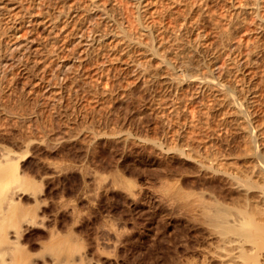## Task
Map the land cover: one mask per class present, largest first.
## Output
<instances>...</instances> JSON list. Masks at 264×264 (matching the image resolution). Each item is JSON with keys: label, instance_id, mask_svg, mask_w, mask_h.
Returning a JSON list of instances; mask_svg holds the SVG:
<instances>
[{"label": "bare ground", "instance_id": "1", "mask_svg": "<svg viewBox=\"0 0 264 264\" xmlns=\"http://www.w3.org/2000/svg\"><path fill=\"white\" fill-rule=\"evenodd\" d=\"M22 1L0 0V264H77L74 262L79 261L82 264L81 260H89L81 256L82 245L75 240L78 237L71 229L66 235L57 233L56 228V231L47 230V237L43 236L45 242L40 245L42 254L22 244L25 226L39 212L42 188L24 172V155L8 145L20 143L22 149H35L28 138L17 139L16 131L21 128L15 131L16 135L12 134L13 125L17 128L15 124L21 123L19 127H22L27 118L31 121L40 113L38 109L32 110L33 116L28 117L29 113L24 111L30 107V99L24 97H19L22 99L18 108L22 109L12 108L16 104L11 106L13 99L8 98L21 81L17 79L19 76L32 80L30 85V81L26 82L30 86L27 89H31L41 81L43 73L52 72L57 79L69 72L71 87L83 77L88 66L95 74L92 82L84 81L91 92L85 91V86L79 88L88 95L92 93L94 104L104 102L107 106L112 102L118 109L128 102L130 106L119 107L123 112L116 109L118 115L125 113L118 118L122 124L115 123L118 127L122 125L121 128L104 127L103 132H95L96 137L102 133L111 144L115 141L121 144L125 152L132 148L139 151L137 156L124 152L121 167L114 168V176L107 177L111 175L113 184L121 187L118 190L123 189L127 199L136 205L145 190L141 189L144 184L137 186V183V189L133 183L136 179L129 181L132 178L126 176L128 172L125 175L120 169L131 172V176L149 172L150 182L153 176V184L149 182L151 185L146 187L152 186L154 196L148 192L157 201L158 212L166 216L171 228L180 231L183 240L182 256L170 254L169 264H264V0H29L32 9L37 8L40 13L30 10V4L29 10L24 9L28 2L23 6ZM59 3L63 7L57 10L53 4ZM23 28H27L25 36L21 35ZM112 79L124 80L123 89L120 86L122 94L118 89L115 92L103 88L104 82L109 84ZM63 81L57 84L58 89L52 88L53 99H48L55 113L61 110L60 115L63 114L61 102L67 93L64 90L69 84ZM122 84L115 86L119 88ZM39 86L32 90H39ZM45 88L41 90L45 92ZM144 96L150 97L148 104L143 103ZM67 97L73 96L67 94ZM77 97L72 99L71 109L66 108V116L61 115L64 121L65 118L71 121L73 113L80 117L92 115V119L101 111L106 113L103 104L97 107L99 112L95 107L84 112L78 101L81 97L78 100ZM112 104L107 110H111ZM136 109L140 110L138 114ZM109 113L104 117L106 121H111ZM130 114L134 119L130 116L127 123ZM12 119H18L17 123L10 124ZM85 121L83 127L88 128L90 124ZM66 123L70 128L71 122ZM72 130L71 127L70 133ZM92 135L84 140L86 145L95 140ZM48 143L45 146L50 147ZM102 175H99L100 183L96 173L95 177L91 175L98 181L99 191L103 189L100 184L107 181L106 174ZM74 208L71 214L76 216L79 212ZM79 216L75 218L79 220ZM108 227V233H117L111 223ZM77 254L85 258H78Z\"/></svg>", "mask_w": 264, "mask_h": 264}, {"label": "rangeland", "instance_id": "2", "mask_svg": "<svg viewBox=\"0 0 264 264\" xmlns=\"http://www.w3.org/2000/svg\"><path fill=\"white\" fill-rule=\"evenodd\" d=\"M22 3H23V6L27 3L24 6V9L29 10V4H30L29 0H23ZM53 5L58 8V9L56 8L57 10L62 9V7H63V4H61V3L56 4V5L53 4ZM31 9H32V7L30 4V10ZM32 10H36L38 13H40V10H38L37 8H34ZM36 11H34V12H36ZM22 31H21V35L23 33H25L27 35V28H23ZM25 34H23V35L25 36ZM37 36L39 37L40 35H37ZM37 36H35V37L38 38ZM38 39H40V38H38ZM44 40H46V39L43 38L42 42H44ZM63 56H65V55L63 54ZM92 70H94V69L92 67L89 68V66H88L84 75H82L83 77H81V79H78L79 84L77 82H75L76 83V84H74L75 86L72 85L71 87L69 86V85H71V82L69 81V78H68L71 75L70 74L68 76L69 72L68 73L66 72V74H64L61 77L62 79L60 77L56 79L53 76L52 72L51 73L49 72L50 74L49 73L46 74L47 76L43 72H40L41 75L43 73V75H42L43 78L41 77L40 78L41 81L37 82L38 86H39V83L42 84V86L38 87L39 90L38 89L32 90L33 87L36 88V86H37L36 84H35L36 86L33 84V86H31L32 87L31 89H27L28 87L30 88L29 85L32 84V80L30 81L27 78H23V76L17 75V76H19L17 79L20 78L21 81L16 83V86L18 85L16 87L17 89L14 88L15 87L14 86L12 93L16 92L15 94H17L18 97L16 96L17 97L16 98L14 93L12 96H14L15 98L12 96L11 97L8 96L9 101H12V99H13V101L11 102L12 103L11 106L13 104L14 105L16 104L15 106H12V108L17 107L18 110L22 109V108H18L20 106V105H18V104H20V101H19L20 99H22L23 97L27 98L28 100L30 99V101L27 100L29 103L28 106H30V107L25 106L24 108L27 107V109H25L26 111H24V109H23L24 113H26V114L29 113L28 117L30 115L33 116V113L35 112L36 109H38L40 111L38 116L34 117L35 119L34 118L32 119L33 121H36V122L31 124L30 122L32 120L29 121L27 118L28 121L26 120V123H25V125L26 124L27 125L26 126L23 125L25 127L22 126L23 130H22V127H19V126H21L20 125L21 123L20 124L17 123L18 119L17 120L12 119L10 121V124L12 122V125L17 123V124H15L17 128H15L14 125L12 126L9 124L10 126H12V128H11L12 134L16 135V132H19L16 135L18 137L17 138L18 140L21 139L20 141H22V140H26L28 138L27 141H31L32 144H34L33 148L35 147V149H33V151H31L32 148L29 150L22 149L20 146H18V145H20V143L19 144H12V143L10 144L9 143L8 145L10 148H13L15 151L24 155V159H25V161L23 162V166L25 165L23 167L24 168L23 170H25L24 172L27 173V176L30 179H32L34 182H36L38 185H40L42 188V190L40 192V196L42 197V199H41L42 202H40V205H39V212L37 214V217L36 216L32 217L31 223H29L25 226V233H24L25 238L23 237L22 244L24 243L23 245L25 247H27L28 249L32 248L31 250H33L34 252L36 250V253H38V254L41 251V254H42L43 250L40 247V245H42L41 243L45 242L43 236L46 235V237H47V232H48L47 230L53 229L56 231V229H58L56 231L57 233L59 231V232H62L64 235H66V233H68V230L71 229L72 232L74 233V235L76 234V236L79 238V239L75 238V240L76 239H77L76 241L79 240L78 244L81 243L80 245H82L81 246L82 248L80 247V250H79L78 247L80 245L77 244L78 250L80 251V253H81V251L83 253V255H81L82 254L81 253V254H79V256L77 254V257L81 258V256H85V257L87 256V257H89V260H91L93 262V264H166L167 262H168L167 264H169V261H171V259L169 260V258H171V255L172 256L176 255L178 258H180L182 256V254H183V252H182L183 240H182L180 231L174 230L173 228H171L170 224L168 223L166 216L164 214L161 215L162 213L158 212L157 201L153 197L154 196L152 194L153 192H151V191H153V190H151L152 186H151V188L146 187L148 185L150 186L151 185L150 183L153 182V176H151L152 182H150L149 181L150 180L149 172H147L148 175H146V174L141 175V173L139 174V172H138V173H136L137 176H136V174H133V175H135V177H133V175L131 176L132 173L127 171L126 169L124 170L123 167H122L123 169L122 168L120 169L122 171L119 170L120 172H124L125 175L128 172L126 176L128 178H132V179H129V181L136 179L135 180L136 182H134V180H133V183H136L134 186H136L137 183H138L137 186H143V184H144V187H141V189L142 188H143V190L145 189L144 190L145 193L143 192L144 193V194L142 193L143 196L141 195L142 199H140V197H141L140 196L139 200H138L139 203L142 200L141 203L140 204L136 203V205L134 203V205H133V201L130 198L128 200L127 199L128 197H126V195H124L125 193H124V191H122L123 189L118 190L119 187L116 186L115 184H113L114 182L112 181L114 179L112 176H114L113 173H115L114 172L115 169L116 168L119 169L121 167L120 166L121 161H122L121 157L124 155V152H125L123 150V147L121 146V144L119 146V143L117 141L114 142L116 144H114L113 141H112L113 144H111L110 141H107L108 138H106L105 135L101 136L102 133L101 134L99 133V135L97 134L98 136H100V138L102 137L101 139L98 136L96 137V133H98L96 131L103 132L104 129H106V130L117 129L115 127H118V126H120V124H122L121 119H119L120 123H118V118L121 115L123 116V114L125 115V113H121V114L119 113V115H118L117 110H120L119 107H122V105H125V107H126V105L129 106V103L125 102V104H121L120 106H118V109L116 107L117 110L115 109V106H114L115 104L113 105L112 102L108 103L107 106L112 104V106L114 108L111 107V110L114 109V111L117 112L116 113L117 115H116L115 113L114 114L111 113L112 112L111 110H107L108 107H110L111 105L107 107L104 105L105 103L103 102L104 104L103 103L102 104L105 106L104 108L106 110V113L108 114V112L110 111V113L112 114L111 115L109 113L110 114L109 118L111 119V121L105 120L106 119V118H104L106 115L105 111L104 112L101 111L100 114H96V115H101L103 112L104 114L101 115L102 117L101 116L96 117V115H95L93 119L91 118V117H93L92 115H88L87 116L88 118H87V117H82V116L80 117L78 114H75L76 116H74V113H73V116L71 117V121L65 118L66 121L71 122V123H69V125L73 129L71 131V133H70L71 127L69 128L67 126L68 124L66 123V121H64V119H62L63 117H61V115L64 116V114H65L64 112L66 111V108L68 106H69V108H67V110L71 109L72 104H73L72 99L75 96L74 94H76L75 97H77L78 93H79V96L81 98L78 96L80 99L78 100V97L76 99L79 101L80 108H82V110L84 112H88L87 109H89V108L92 110L93 107H95L94 109H96L97 107H100V106L103 107L102 104L101 105L97 104V103L94 104L95 100L93 101L92 93H89L90 95H88V92H91V90L88 91L86 89L85 83L92 82V78L95 79V77H94L95 74L93 73L94 71L92 72ZM40 73H39V75H40ZM65 77H67V79ZM23 79H25V80L23 81ZM63 80L65 82H67V84L69 81V84L66 85V87H68V89H69V93H68V91H66L67 88L65 87L64 93L65 92H67V93H65L66 95L64 94V97H63L62 102H61V105L63 103V105H62L63 114L60 115V113H62L61 110L57 111V112H60L59 114L55 113L54 111H56V109L52 110V109H54V107H51L52 105L50 104L51 102L49 103V100L51 101L53 99V98H51L52 95L54 96L53 89H55V87H56V89H58L57 84L59 85V83H62ZM97 80H99V79H97ZM28 81H30L31 83ZM57 81H58V83H57ZM84 81H85V83H84ZM122 81L124 84V80H122ZM122 81L120 80L119 82H117V80L114 81V79H112V81L109 84L108 83L106 84V82H104L103 88H107L111 91L114 90L115 92L118 89L117 91L120 92V86H121V89H123L122 87L125 86V84L123 86ZM26 82H28L29 85H28V83L26 84ZM98 82H101V81H98ZM72 83H74V81ZM102 83L103 82H101L99 84H102ZM119 83L122 85H119V88H117V86H115V84L118 85ZM46 84H48V85L46 86ZM77 84H78V86H77ZM111 84H113V85H111ZM51 85L53 87H51ZM106 85H109V87H111V88L114 87V88L111 89V88L105 87ZM48 86H50V87H48ZM79 86H82V87L85 86V91H88V92L83 91L84 89H81V87L79 88ZM19 87H20V89H19ZM23 87L26 89H24ZM44 87H46L45 92H44V89L41 90V88H44ZM72 87H74V88H72ZM22 88H23V90H22ZM47 88H48V90H46ZM77 88H79V89H77ZM72 89H73V91H72ZM30 90H32L33 92ZM49 90H50V93H49ZM51 90L53 93L51 92ZM22 91H24V93L27 91L26 92L27 94H24ZM70 91H72V92H70ZM40 92H41V94H40ZM73 92H74V94L72 95L71 93H73ZM28 94L31 96H29ZM39 94H40V96H39ZM67 94L71 95V97L73 96L72 99L67 97ZM120 94H122V93L120 92ZM25 95H27V96L25 97ZM19 97H22V98H19ZM48 97H50V98H48ZM75 97L73 100H75ZM82 97H83V99H82ZM144 97L146 98V100ZM144 97H143L144 98L143 100H145V102L143 101V103H145V104L147 102L149 103V100H151L150 97L149 96H144ZM44 98H46V99H44ZM14 99L17 100L18 103H15ZM34 99H35V101H34ZM5 100H7V99H5ZM69 100H71V102ZM91 101H93V102H91ZM89 102L91 103L92 107H91ZM35 103H36V105L39 104V106L37 105V108H35L36 107ZM40 103H41V105H40ZM82 104H83V106H82ZM94 105H96V106H94ZM42 108H43V111H42ZM104 108H100V109L103 110ZM139 108L140 107H137V109H139ZM90 109H89V112L91 111ZM97 109L99 112V108H97ZM137 109L135 110L136 114H138V112L140 111V110L137 111ZM27 110L31 111L32 113L28 112ZM32 110H34V112ZM47 110H48V112H47ZM121 111L122 110H120V112ZM134 112H133V115L136 117ZM50 115H52V116H50ZM55 115H59V117L61 119L58 116L57 117L59 119L56 118ZM133 115L130 114L128 116L127 123L130 122L129 121L130 116L132 117V118L130 117L131 120L134 119ZM65 116H66V114H65ZM73 117L76 118V120L72 119ZM99 117H101L104 121L102 119L99 120L100 119ZM36 118L38 120H36ZM72 120L73 121L75 120V121L72 122ZM84 121L86 123L89 122L88 124H90V125L88 128L91 129L90 132H89V129L87 127H85L87 129H85L83 127V125L86 126ZM94 121L96 123H99V126H98V124L96 125V123ZM108 121L110 122L109 124H108ZM116 121L118 124L116 123ZM27 122H29L30 124H28ZM93 122L95 123V125H93L94 124ZM104 122H106L107 125ZM65 123H66V125H65ZM103 123H104V126H102ZM115 123L118 126H115L116 125ZM88 124H87V126H88ZM28 125H30V126H28ZM37 125H38V127H37ZM91 125H93L92 128H91ZM109 125H110V127H108ZM112 125H114V126H112ZM27 126L29 127L28 128L29 130L26 129ZM31 126H32V128L33 127L34 128L32 129ZM94 126L95 127L97 126L98 128H96V130H95ZM13 127L15 128V130H13ZM35 127H37V128H35ZM73 127H75V128H73ZM80 127L82 130L80 129ZM121 127H122V125H121ZM121 127H118V129ZM20 128H21V130H20L21 134H20V131H16L17 129L19 130ZM76 128L80 129L81 131H79ZM101 128H102V131H101ZM75 129L78 130L79 132H77ZM74 130H75V132H74ZM45 131H48V132H45ZM72 132L75 133V136ZM46 133H48V134H46ZM91 133L94 134V136L93 135L92 136H93V139H95V140H93L95 142L92 141V143H90L89 145H86L84 140L85 139L87 140L88 138H90ZM76 134H77V136H76ZM20 135H21V137H20ZM69 135L72 136V139H71V137H69ZM23 136L26 138H24ZM12 137L14 139H16L15 136H12ZM41 137L43 140L41 139ZM67 137L70 138V140ZM76 137H77V139H76ZM82 137H84V138H82ZM97 138H99V139H97ZM60 139H62V140H60ZM73 139H74V141H73ZM82 139H83V141H82ZM20 141H17V142H20ZM80 141H82V142H80ZM46 142H49L48 145L51 148L48 146H45ZM58 142H59V145H58ZM93 144H94V146H93ZM110 144L112 145V147ZM36 145L37 146L39 145L41 147L36 148ZM56 145H58V146L56 147ZM85 145H86L87 149H86V147L85 148L83 147ZM95 148H97V149H95ZM125 153H127V154L130 153L133 156L134 155L137 156L139 154V151L132 148V149H128V152H125ZM111 155H113V157ZM117 165H118V167H117ZM110 167H111V169H110ZM85 171H87V172H85ZM108 171H109V173H108ZM148 171H150V170H148ZM87 173L89 176L87 175ZM95 173H96V176H98V181H99V175L101 176L103 173H104L103 175L106 174L105 178H107V181L102 180L104 184H100V186L101 185L103 186V187L101 186L103 188L102 191H99L100 187H97V185H96V183L98 184V181L94 180V178L91 177L92 174L95 177ZM109 174H111L112 176L110 175L111 177L110 176L107 177ZM82 177L83 178L85 177V178L83 179ZM127 177H126V179L128 180ZM100 178L103 179L104 177H100ZM111 178H113V179H111ZM95 179H97V178H95ZM105 182H106V184H105ZM99 183H100V181H99ZM111 183L113 184V186L111 185ZM110 185L113 187L112 188L113 190L111 189ZM104 186L106 188H104ZM108 186H110V187H108ZM137 186H136V188H137ZM114 187H116V188H114ZM105 190H106V192H105ZM146 191H147V193H146ZM102 192H104V193H102ZM131 201H132V203H131ZM30 202L32 203V201H30ZM63 203L64 204L66 203V204L64 205ZM141 204L144 206H142ZM52 205H53V207H52ZM139 205H141V207ZM74 206H75V208L78 209V212L80 213V214L78 213V215H80L78 217L79 220H77V218H75L78 216L77 214H76V216H74V214H71L72 212H74V210H73ZM69 207L70 208L73 207V208L69 210ZM62 208H63V210H62ZM149 208H150V210H149ZM69 211H71V212H69ZM75 212H77V210ZM71 215H72V217H71ZM159 216H161V217H159ZM34 218H36V219H34ZM43 218H44V221L42 220ZM61 218H62V220H61ZM73 218H75L76 220L74 221ZM38 223L41 225H39ZM108 223H111L113 228L116 227V230L115 229L114 230L117 233H113V231H112V233L115 234V236H113V234H111V233H108V231H110V228L108 227ZM105 227H106V229H105ZM54 228H56V229H54ZM62 233H59V234L62 235ZM116 236H117V238H116ZM118 236H119V238H118ZM46 237H45V240H46ZM131 239H134V240H131ZM75 244H76V242H75ZM132 244H134V245H132ZM172 247H174L175 249ZM40 248H41V250H40ZM85 257H83V258H85ZM87 257H86V259H87ZM83 258H81V259H83ZM89 260L87 259L84 262V259H83L81 261H82V264H83V262H84V264H87V263L91 264V261H89ZM77 261H79V259ZM87 261H89V262H87ZM74 263H77V264L80 263L81 264L80 261L74 262ZM41 264H43V262Z\"/></svg>", "mask_w": 264, "mask_h": 264}]
</instances>
